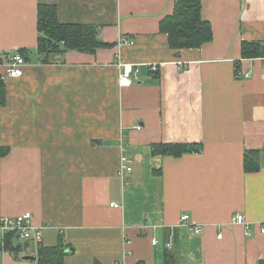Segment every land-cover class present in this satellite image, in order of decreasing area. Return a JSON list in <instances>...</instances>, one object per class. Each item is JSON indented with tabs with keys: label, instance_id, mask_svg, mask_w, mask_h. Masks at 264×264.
Wrapping results in <instances>:
<instances>
[{
	"label": "crops",
	"instance_id": "1",
	"mask_svg": "<svg viewBox=\"0 0 264 264\" xmlns=\"http://www.w3.org/2000/svg\"><path fill=\"white\" fill-rule=\"evenodd\" d=\"M41 3L110 46L43 62ZM174 4L0 0V61L27 51L22 77L0 68V217L31 212L43 246L69 245L65 264H264V59L241 57L243 41H264V0H202L213 40L181 50L160 31ZM157 143L197 149L154 156ZM247 150L260 151L257 173ZM29 256L0 242V264H37Z\"/></svg>",
	"mask_w": 264,
	"mask_h": 264
},
{
	"label": "trees",
	"instance_id": "2",
	"mask_svg": "<svg viewBox=\"0 0 264 264\" xmlns=\"http://www.w3.org/2000/svg\"><path fill=\"white\" fill-rule=\"evenodd\" d=\"M38 46L43 62H48L54 55L70 51L93 54L98 49L109 47L99 36V28L90 24L62 23L55 5L41 3L38 5ZM160 31L167 34L169 45L174 50L200 48L213 40V29L202 14V0H175L174 11L160 23ZM25 50L20 53L25 57ZM242 59H264V41H243ZM5 85L0 75V104L5 102ZM192 144L157 143L151 145L154 156H171L179 158L195 151ZM260 151L247 150L244 156V171L247 174L260 171ZM157 171L156 174H161ZM4 250L16 256H29L34 252L37 264H65L69 245L59 240L53 247L35 246L31 242L16 245L13 236L5 239Z\"/></svg>",
	"mask_w": 264,
	"mask_h": 264
},
{
	"label": "built area",
	"instance_id": "3",
	"mask_svg": "<svg viewBox=\"0 0 264 264\" xmlns=\"http://www.w3.org/2000/svg\"><path fill=\"white\" fill-rule=\"evenodd\" d=\"M132 43V42H131ZM26 64V59L21 53H17L7 60L0 61V68H4L6 71L5 76L9 78H19L24 75V66ZM156 70V67H154ZM133 67L131 66H124V71L120 75V84L122 86H130L132 85V75H133ZM135 72H138L137 70ZM245 78H249L250 74L245 73L243 74ZM140 128V127H138ZM122 170L121 174L124 176L132 171L131 167L128 166L130 161L127 157H123L122 159ZM111 207H118L116 204H112ZM190 220L189 214H184L180 218V223L182 225H188ZM232 224H240L246 227V231L249 234V224L247 223L245 217L240 214L236 213L231 220ZM46 227L44 226H37L34 224L33 215L31 212H25L21 215L17 216H3L0 217V242L1 245L4 247L5 239L8 236H13L16 245L23 244L26 242H31L33 245L38 246L43 243L44 239V230ZM195 233H201V228H195ZM264 234V226L262 227V231ZM222 235H219L221 238ZM153 245H157V241L153 242ZM169 247L172 246L171 243L168 244Z\"/></svg>",
	"mask_w": 264,
	"mask_h": 264
},
{
	"label": "water",
	"instance_id": "4",
	"mask_svg": "<svg viewBox=\"0 0 264 264\" xmlns=\"http://www.w3.org/2000/svg\"><path fill=\"white\" fill-rule=\"evenodd\" d=\"M67 252H70V250H68ZM25 259H26V260H33L34 257H32V256H26Z\"/></svg>",
	"mask_w": 264,
	"mask_h": 264
}]
</instances>
